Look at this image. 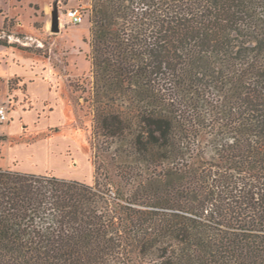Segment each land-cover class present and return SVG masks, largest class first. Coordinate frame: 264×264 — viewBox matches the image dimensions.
Returning a JSON list of instances; mask_svg holds the SVG:
<instances>
[{
	"label": "trees",
	"instance_id": "1",
	"mask_svg": "<svg viewBox=\"0 0 264 264\" xmlns=\"http://www.w3.org/2000/svg\"><path fill=\"white\" fill-rule=\"evenodd\" d=\"M89 13L95 183L0 168V264H264V0Z\"/></svg>",
	"mask_w": 264,
	"mask_h": 264
},
{
	"label": "rangeland",
	"instance_id": "2",
	"mask_svg": "<svg viewBox=\"0 0 264 264\" xmlns=\"http://www.w3.org/2000/svg\"><path fill=\"white\" fill-rule=\"evenodd\" d=\"M90 9L91 0H0V107L9 111L8 124L16 113L22 122L9 134L2 130L11 125L0 130L1 169L95 183L93 118L82 93L93 82ZM55 10L59 32L52 31ZM70 11L83 22L72 24ZM36 83L47 86L35 93L42 110L29 93Z\"/></svg>",
	"mask_w": 264,
	"mask_h": 264
},
{
	"label": "crops",
	"instance_id": "3",
	"mask_svg": "<svg viewBox=\"0 0 264 264\" xmlns=\"http://www.w3.org/2000/svg\"><path fill=\"white\" fill-rule=\"evenodd\" d=\"M14 72H16V71H14ZM47 90V86H46V83H36V84H34L33 86H30L29 87V93H30V95H31V97H32V99L33 100H37V99H39V91L41 92V93H43V91H46ZM35 93H37L38 94V96H37V94H35ZM45 97V96H44ZM47 99V97H45L44 99H43V101L44 100H46ZM36 104H37V107H39L41 110L43 109V108H45V106L44 105H38V102L36 101ZM14 121H12L11 122V124H6V125H11V126H7V127H5V125L0 129V130H2L4 127V129L2 130V132L3 133H5V134H9V133H11L12 131H13V126L12 125H22V122H21V120H20V113H16L15 115H14ZM16 120H17V123H16ZM9 121H10V115H9ZM39 125H44V127L43 128H47V122H42V123H40ZM18 172H21V171H18ZM22 173H28V172H22ZM34 174H36V173H34ZM38 175H41V174H38Z\"/></svg>",
	"mask_w": 264,
	"mask_h": 264
},
{
	"label": "built area",
	"instance_id": "4",
	"mask_svg": "<svg viewBox=\"0 0 264 264\" xmlns=\"http://www.w3.org/2000/svg\"><path fill=\"white\" fill-rule=\"evenodd\" d=\"M69 21L74 25H79L83 22L84 17L78 11H70L68 13ZM9 122V111L6 107H0V129Z\"/></svg>",
	"mask_w": 264,
	"mask_h": 264
},
{
	"label": "water",
	"instance_id": "5",
	"mask_svg": "<svg viewBox=\"0 0 264 264\" xmlns=\"http://www.w3.org/2000/svg\"><path fill=\"white\" fill-rule=\"evenodd\" d=\"M59 30H60L59 11L55 10L52 13V31L53 32H59Z\"/></svg>",
	"mask_w": 264,
	"mask_h": 264
}]
</instances>
